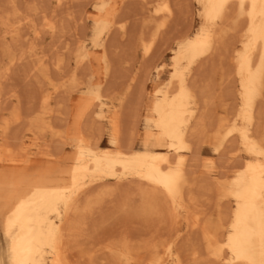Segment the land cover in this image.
I'll return each mask as SVG.
<instances>
[{
    "label": "bare ground",
    "instance_id": "bare-ground-1",
    "mask_svg": "<svg viewBox=\"0 0 264 264\" xmlns=\"http://www.w3.org/2000/svg\"><path fill=\"white\" fill-rule=\"evenodd\" d=\"M184 1L0 0V264H183L178 243L189 229L201 230L206 259L264 264V0H194L201 24L192 35L170 30ZM69 5L76 10L60 15ZM46 35L48 61L33 60ZM222 53L230 71L221 77L236 82L230 105L224 81L201 78ZM133 93L139 113L127 138L121 123L134 111L122 119L120 110ZM218 105L231 116L203 138ZM201 141L232 162L229 176L212 175L216 208L232 203L227 216L205 217L189 190ZM212 158L203 160L210 174ZM189 254L187 264H202Z\"/></svg>",
    "mask_w": 264,
    "mask_h": 264
},
{
    "label": "rangeland",
    "instance_id": "rangeland-1",
    "mask_svg": "<svg viewBox=\"0 0 264 264\" xmlns=\"http://www.w3.org/2000/svg\"><path fill=\"white\" fill-rule=\"evenodd\" d=\"M73 1H76L77 2V0H73ZM79 1H82V0H78V2ZM190 4V5H189ZM72 5H69L68 6V8H67V6H63L61 9H60V15H64L65 13H67V12H69V11H75L76 9L75 8H77V6L75 5V6H73V8L71 7ZM188 6V7H187ZM184 7H185V9H184V12H183V16L182 17H184V18H182V20H181V23L179 22L178 23V20L175 18V17H177V15H175V17H173V20H174V18H175V22L176 23H174L175 25L177 24V26H174V24H171V27H172V25L174 26L173 28H171L170 30H172V32H185V33H188L189 35H192L194 32H196L197 31V29L199 28V26H200V22H201V18H200V16L198 15V13L200 14V11H201V9H200V4L197 2L196 3V1H194V0H185L184 1ZM70 8V9H69ZM189 9V10H188ZM65 10H66V12H65ZM186 10V11H185ZM188 11H190V12H188ZM187 12V13H186ZM64 13V14H63ZM90 13V12H89ZM188 13H190V14H188ZM188 14V16H186ZM149 16H150V14H149ZM150 17H152L153 19H159V17L157 16V15H155L154 16V14H152ZM149 17V19H152V18H150ZM148 18V17H147ZM185 19V20H184ZM172 20V21H173ZM177 20V21H176ZM192 20V21H191ZM171 21V23H173ZM185 22V23H184ZM153 23V22H152ZM179 24V25H178ZM187 24V25H186ZM149 27H147L146 28V30L149 28L150 30L153 28V26H154V24L152 25V24H149L148 25ZM152 28H151V27ZM191 26V27H190ZM81 28H82V26H80ZM92 27H93V23L91 22V21H89L88 23H87V26H86V44L88 45V49H90V47H89V43H90V38H91V34H92ZM177 29H176V28ZM179 27V28H178ZM188 27H189V29H188ZM79 28V27H78ZM148 29V30H149ZM80 30V29H79ZM174 30V31H173ZM176 30V31H175ZM188 30V31H187ZM82 31V30H81ZM91 33V34H90ZM65 37H67L68 38V40H69V38L72 40V38L69 36V35H67V36H65ZM233 37V35L232 36H230V37H228V42H231L232 40H234V37ZM232 38V39H231ZM231 41H230V40ZM49 40H51L50 39V37L48 36V35H46L45 37H44V40L42 41V43H41V46L43 47V49L44 50H40L35 56H33L32 57V59L33 60H35L36 58H39V57H43V55H45L44 57H43V59L45 60V58H46V60L48 59V57L47 56H49V55H51V52L48 54V52L49 51H47V50H45L50 44V41ZM70 40V41H71ZM47 41L49 42L48 44L49 45H47L46 46V44H47ZM127 43V42H126ZM63 45L64 44H62V43H59V45L57 46V48L59 47V49L60 48H62V49H60L59 50V52H64V50H63ZM43 51H44V54H43ZM45 51H46V53L48 54H46L45 53ZM224 53H222V55L221 56H219L218 58H216V60H215V62L214 63H216V64H218V65H216L215 64V69H216V73L215 74H212V69L214 68V67H211L210 68V66H206L204 69V71L202 70V79L203 80H206V81H213V83H218L219 82V80H222V81H224V82H222V84L220 85V89L222 90V88H223V93H224V95L222 96V98L224 99V101H222V103L223 104H229V103H231L232 102V100H231V98H229V99H226L227 97V94H225V93H227L228 91H231L232 92V90H233V93H234V90H235V87H236V85L233 87V86H230V85H232V82L233 83H236L235 82V78L233 77V75L232 76H228V77H225V76H223V77H221L222 75H221V73L222 72H226V71H228L229 70V61H227L228 59H225L224 58ZM135 60H133V62H131V64L133 63L134 65H131V70L129 69V71L127 70V72L129 73V74H131V73H135L136 74V72H137V70H138V68H139V65H140V61H141V54H140V52L138 51L137 52V54H135ZM130 58H131V56H130ZM168 59H169V55H167L166 57H165V60H164V62H167L168 61ZM45 60V61H46ZM167 60V61H166ZM222 60H223V62H222ZM48 61V60H47ZM222 62V63H221ZM93 64H94V68H97L98 69V63L96 62V61H93ZM51 67H53V66H51ZM227 68V69H226ZM218 70V71H217ZM132 71V72H131ZM205 71H206V74H207V77H206V74H205ZM230 71V70H229ZM204 72V73H203ZM209 73V74H208ZM53 74V73H52ZM126 74V73H125ZM204 74H205V76H204ZM55 76V77H54ZM53 77H54V80L56 79V74L54 73L53 74ZM52 77V78H53ZM166 77H167V73L165 72L163 75H162V77L161 78H153L152 77V80H151V82L150 83H148V86H147V94H146V96L143 98L144 99V101L143 102H145V103H147V100L151 97V95H152V92H153V90L154 89H156V88H158V87H162L163 86V84L166 82ZM212 77H215V78H212ZM230 78V79H229ZM215 80V81H214ZM96 83V84H95ZM92 84H94L95 86L96 85H102V87L104 86L105 87V84L104 83H100L98 80H94L93 82H92ZM234 85V84H233ZM233 87V88H232ZM220 89H218L219 91H220ZM222 93V94H223ZM134 94V93H133ZM137 95L136 94H134V95H130L129 97H128V99L126 100L127 101V104H126V102L123 104V106H122V108L124 109V111H121V110H123L122 108H121V110H120V112H122V115L124 114V116H122L121 114V118L122 119H124L125 118V115H127L126 114V112L128 113L129 112V110L128 109H131V108H133V111L134 112H132L131 110H130V112L135 116H133L132 114H129L128 116H126V118H129V116H130V118L132 117V119H130L129 121H128V119H124V121L121 123V126H122V131L124 130V128H125V130H124V134H126V137L128 138V133H127V130L129 131V129L133 126V125H135V123H136V117L138 116V111H137V109L139 108L138 107V105L137 104H139V103H137V101L139 100V99H137L136 100V97ZM225 97V98H224ZM130 98V99H129ZM134 98H135V100H134ZM59 99V98H58ZM226 99V100H225ZM128 100L130 101L129 103H128ZM132 101H134V102H132ZM135 102H136V104H135ZM54 102H52V105H51V107H53V108H56V106H54ZM134 104L136 105V107H134ZM144 104V103H143ZM142 104V105H143ZM127 105V106H126ZM141 105V106H142ZM230 105V104H229ZM130 106V107H129ZM125 107V108H124ZM221 107V108H220ZM135 108H136V110H135ZM126 109V110H125ZM229 109V110H228ZM227 110H228V112L226 111V110H224L223 109V107L222 106H220V105H218L217 107H216V112H215V114H208L207 116H208V121H209V123L207 124V128H206V130H205V133L206 134H204V136H203V138L204 137H206L207 135H210L211 133H213L216 129H217V119H218V117L219 116H222V115H225L226 113H229L230 114V106H229V108H228ZM128 110V111H127ZM139 110V109H138ZM141 111H142V115H143V118H142V121L139 123V125H138V133H143V131H145L146 130V128H147V125H146V122H145V117H149L150 116V112H149V109H148V107H145V109H143V108H141L140 109ZM138 113H137V112ZM140 111V112H141ZM5 114H7V112L6 111H3ZM129 112V113H130ZM210 115V116H209ZM215 115H217V116H215ZM230 116H231V114H230ZM230 116H228V117H230ZM215 117H217V118H215ZM211 118V119H210ZM134 119H135V122H134V124L132 123L131 125H127V123H131V122H133L134 121ZM212 120V121H211ZM213 120H214V123H212L213 122ZM126 121H128V122H126ZM212 124H214V125H212ZM216 125V126H215ZM213 128H212V127ZM214 126H215V128H214ZM209 128H211V129H213V130H211V129H209ZM208 131V132H207ZM210 131V132H209ZM123 134V135H124ZM124 138V137H123ZM47 140H49V137H47L46 138ZM125 140H126V138H125ZM203 140V139H202ZM107 144V145H106ZM136 147H135V149H137V150H140V149H143V146L141 145V143H140V141L138 140V141H136ZM99 145H100V147L101 148H103V149H105V148H108L109 147V144L107 143V141H106V136L104 135L102 138H101V140H100V142H99ZM195 148H196V150H195ZM194 148V152H196L195 154L197 155L198 153H200V154H198L197 156L199 157L200 156V158H198L195 154H194V157L196 158L197 157V162L195 161L194 162V164L197 166V167H195L194 166V164H192L193 163V161L190 163V164H192L193 165V168L195 167V169L196 168H198L199 166V168L198 169H196L197 170V172L195 171V169H193L192 167V169H190V170H192L193 172H195L194 174H192L191 172L189 173V174H191L190 176H191V180H193V182H194V185H193V187H191L189 190H190V192L192 193V195L194 196V194H195V199L197 198V200H196V203L198 204H196L199 208H200V211L201 212H203L204 213V215H206L205 217H210V218H212V219H214L215 217H216V215L220 212V211H223V214L222 215H225V216H227L228 214H226V211H228L229 212V209L231 208V206H232V203L231 202H229V201H222L221 203H220V208L219 209H217L216 207H217V197H216V191L213 189L214 187V182H213V176L212 175H216V176H218V175H220V177H222V179H224V177H227V176H229L230 175V173H231V170H230V168H231V164H232V162L228 159V157H226V156H228L226 153H224V154H222V155H218V154H214L213 153V151H212V147L211 146H209V145H207V144H205V143H203L202 141L198 144V145H196V147ZM199 148V149H198ZM198 149V150H197ZM220 156V157H218V156ZM221 156H223V157H221ZM205 157L206 158H212L213 160H214V163H215V165H216V163L218 162V164L216 165V169H215V171L213 172V173H207L206 172V170L203 168V160L205 159ZM226 157V159H224ZM216 160H215V159ZM224 160H223V159ZM201 161H200V160ZM226 160V161H225ZM198 161H200V162H198ZM197 163V164H196ZM200 164V165H199ZM219 164H221V165H219ZM229 164V165H228ZM220 168H219V167ZM224 167V168H223ZM226 168V169H225ZM36 169H39V168H36ZM189 170V171H190ZM200 170H202V171H200ZM222 172H224V173H222ZM207 173V174H206ZM207 177V178H206ZM219 177V178H220ZM202 179V180H201ZM212 179V180H211ZM195 182H196V184H195ZM198 182V183H197ZM205 182V183H204ZM210 184L209 186H208V184ZM213 185V186H212ZM196 186V187H195ZM197 186H198V188H197ZM207 186V188L205 189L204 187H206ZM212 186V191H211V189H210V187ZM193 188V189H192ZM193 191V192H192ZM205 193V194H204ZM201 194V195H200ZM210 194H212V195H210ZM208 196H210L209 198H208ZM211 196H214V197H211ZM200 199V200H199ZM228 202H229V204H228ZM217 203V204H216ZM229 207V208H228ZM209 208H211L210 210H208ZM227 208H228V210H227ZM206 209V210H205ZM222 213V212H221ZM220 213V214H221ZM193 230V231H192ZM190 231V232H189ZM189 231H186L187 233L182 237V239L180 240V242L178 243V246H179V250L181 251V258H182V260H183V264H187V263H190L191 262V260H188V259H191V255L189 254V253H191V251H192V249H194V250H196L197 252H198V255H199V258H200V260H202V264H217L216 263V261L214 262L213 260H211V258L209 257H207V259H206V250H205V243H204V241H203V238H202V234H201V230L200 229H189ZM218 232H220V233H218ZM217 232V236L220 238V236H221V231L219 230ZM200 233V234H199ZM220 236H219V235ZM191 235V236H190ZM198 238V239H197ZM183 243V245L181 246L180 244H182ZM5 240H4V237L2 236V233H1V231H0V250H2V249H5ZM182 248V249H181ZM186 249V250H185ZM188 250V251H187ZM184 252V253H183ZM182 254H184V255H182ZM204 254V255H203ZM186 255V256H185ZM189 255V256H188ZM203 256V257H202ZM185 258H186V260H185ZM202 258H204V259H202ZM206 259V260H205ZM204 260V261H203ZM189 261V262H188ZM213 261V262H212ZM219 264V263H218Z\"/></svg>",
    "mask_w": 264,
    "mask_h": 264
}]
</instances>
